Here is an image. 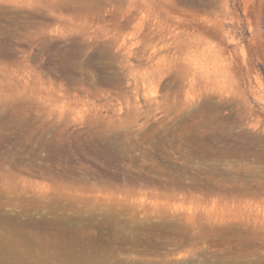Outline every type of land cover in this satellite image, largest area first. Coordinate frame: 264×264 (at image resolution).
Instances as JSON below:
<instances>
[{
	"label": "rangeland",
	"instance_id": "obj_1",
	"mask_svg": "<svg viewBox=\"0 0 264 264\" xmlns=\"http://www.w3.org/2000/svg\"><path fill=\"white\" fill-rule=\"evenodd\" d=\"M0 203L62 264H264V0H0Z\"/></svg>",
	"mask_w": 264,
	"mask_h": 264
},
{
	"label": "bare ground",
	"instance_id": "obj_2",
	"mask_svg": "<svg viewBox=\"0 0 264 264\" xmlns=\"http://www.w3.org/2000/svg\"><path fill=\"white\" fill-rule=\"evenodd\" d=\"M27 209L21 215H5L0 218L2 226L0 230V264H42L41 258L45 253H48V259H51L48 264L64 263L65 261L60 259V256L64 254L68 257L77 256L79 261V257L83 254V250L80 248L81 241L69 236L72 229L69 226H64L63 223L69 220L68 217L61 216L56 212H49V214L45 213L41 217L39 216L40 219H38L32 210ZM22 216H25L26 219H23Z\"/></svg>",
	"mask_w": 264,
	"mask_h": 264
}]
</instances>
